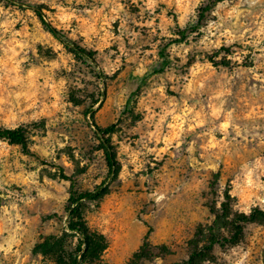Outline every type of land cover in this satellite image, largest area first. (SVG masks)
I'll return each mask as SVG.
<instances>
[{
	"label": "rangeland",
	"instance_id": "rangeland-1",
	"mask_svg": "<svg viewBox=\"0 0 264 264\" xmlns=\"http://www.w3.org/2000/svg\"><path fill=\"white\" fill-rule=\"evenodd\" d=\"M212 1L0 0V127H24L32 150L0 139V264H72L62 173L77 191L109 187L81 204L107 241L84 264H128L145 243L138 264H182L200 225L229 234L236 213L264 210V0H222L176 43L177 25ZM92 108L98 125L116 124L115 176ZM212 255L201 264H264V222Z\"/></svg>",
	"mask_w": 264,
	"mask_h": 264
},
{
	"label": "trees",
	"instance_id": "trees-1",
	"mask_svg": "<svg viewBox=\"0 0 264 264\" xmlns=\"http://www.w3.org/2000/svg\"><path fill=\"white\" fill-rule=\"evenodd\" d=\"M222 0H213L210 4L204 7L199 15V19L196 25L181 27L177 25V35L178 39L175 40L176 43L184 42L190 34H193L199 27L203 24L206 18V12L214 8L218 2ZM21 6H27L32 9L44 27L58 40L60 41L65 48L75 54L80 58L96 62L95 52L89 50L86 47L79 44L77 41L71 39L63 33L62 30H59L55 27L48 16L44 12L43 8L39 5L34 4H25L17 3ZM213 63L217 64V61L213 60ZM221 64L226 66L229 65L228 61H221ZM218 65V64H217ZM88 114L91 115V120L93 126L95 127V132L101 140L103 145L106 159L109 166V174L115 176L119 170V163L116 158V154L113 150L111 143L110 135L114 133L116 129V124H111L107 127H101L95 121V110L89 109ZM0 139L9 141L13 144L20 145L24 152L32 154V150L29 146V140L26 134V129L24 127L16 128H6L0 127ZM62 178L71 180V195L69 198V225L68 228L76 232L79 235V244L75 249V252L72 256V264H84L88 259L89 254L96 251H103L107 247V241L103 234L97 235L91 234L88 232L87 227L84 223V220L81 215V204L85 200H99L108 192V185L102 183L91 191H77L74 189V181L62 173ZM225 209L223 214H219L217 219L220 220L222 216L228 218V209H226V204L224 205ZM250 222H264V210L257 208L252 211L250 214L246 213H236L235 217L231 219L230 232L229 234L222 233L221 231L216 230L215 227L200 225L197 228L195 237L189 242V255L188 258L182 264H201L207 260H213L212 252L216 246L225 247L230 244H235L240 241L241 236L245 229V224ZM149 243H145L140 250L135 253L134 257L128 264H138L140 260L145 257V252L149 247ZM85 248V249H84ZM84 253L82 254V252Z\"/></svg>",
	"mask_w": 264,
	"mask_h": 264
}]
</instances>
